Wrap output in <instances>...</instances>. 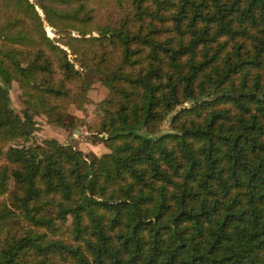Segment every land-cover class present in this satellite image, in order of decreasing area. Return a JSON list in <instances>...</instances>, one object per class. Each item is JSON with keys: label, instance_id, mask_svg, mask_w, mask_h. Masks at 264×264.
Masks as SVG:
<instances>
[{"label": "trees", "instance_id": "obj_1", "mask_svg": "<svg viewBox=\"0 0 264 264\" xmlns=\"http://www.w3.org/2000/svg\"><path fill=\"white\" fill-rule=\"evenodd\" d=\"M88 1L0 0V264H264V0ZM89 73L108 152L14 144Z\"/></svg>", "mask_w": 264, "mask_h": 264}, {"label": "rangeland", "instance_id": "obj_2", "mask_svg": "<svg viewBox=\"0 0 264 264\" xmlns=\"http://www.w3.org/2000/svg\"><path fill=\"white\" fill-rule=\"evenodd\" d=\"M29 3L38 12L45 35L50 39L57 40V43L68 51V58L72 59V54L63 43L68 40L65 33H69L72 36H78V33L70 30L60 32L44 20L37 0H29ZM88 5L94 8L92 12L99 22H108L117 16V9L114 8L112 2L109 0H89ZM87 35L89 36L90 33ZM87 77L90 87L86 92L82 108L77 109L74 106H70L68 110L69 115L65 118L67 123L70 121V116H74L78 121H75L73 125L63 127L47 122L43 115H34L33 120L35 124L33 129L28 130L29 137L26 140H17L14 144L27 146L32 143H40L43 139H56L60 143H71L75 148L84 153L92 152L97 156H101L108 152L109 150L104 143L98 139L102 134L94 131L99 116L97 105L106 95L108 89L101 83L98 74L89 73ZM5 86L8 91L11 108L14 110L12 116L18 120L19 109L21 108L20 91L14 81ZM163 127L166 128L167 124L165 123Z\"/></svg>", "mask_w": 264, "mask_h": 264}]
</instances>
